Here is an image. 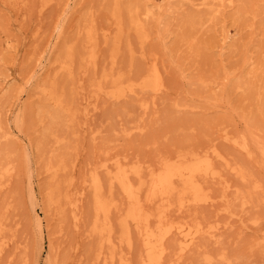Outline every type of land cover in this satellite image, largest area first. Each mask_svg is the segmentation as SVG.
I'll list each match as a JSON object with an SVG mask.
<instances>
[{"label": "rangeland", "instance_id": "obj_1", "mask_svg": "<svg viewBox=\"0 0 264 264\" xmlns=\"http://www.w3.org/2000/svg\"><path fill=\"white\" fill-rule=\"evenodd\" d=\"M116 4L117 0H0V165L12 168L4 176L0 172V264H34V210L52 233L54 264H111L112 251L116 263L123 257L137 264L142 253L137 235L133 233L136 241L129 247L120 243L117 230L128 201L102 165L107 163L111 172L117 160L141 166V179L134 177V182L144 181L146 200L150 174L165 160L213 150L224 160H215L222 177L201 181L211 202L178 211L176 195L169 203L146 206L153 213L163 211L170 221L201 224L205 230L217 227L220 242L205 237L200 248L178 261L171 238L166 261L264 264V247L258 246L264 243V158L254 148L257 143L250 142L253 154L248 156L233 142L252 129L253 137L264 144V0H235L232 7L217 3L213 21L195 28L188 20L210 11L193 7L191 0H120L125 28L118 52ZM135 5L148 6L153 13L149 19L142 17L149 35L143 45L127 21L126 8ZM88 29L95 31L91 45ZM188 36L196 50H190ZM92 50L97 52L95 65L89 63ZM68 63L72 76L63 70ZM154 65L165 83L157 97L138 92L120 101L109 98L112 79L104 82V73L137 82ZM200 78L206 79L205 87L197 83ZM231 79H241L249 91L237 90ZM43 90L64 97L60 114L55 115ZM95 174L103 182V197L113 202L115 245L104 241L101 249V239L91 232ZM31 184L37 188L35 200ZM255 184L260 188L252 193ZM249 192L255 202L243 206ZM50 193L56 202L48 206ZM48 244L47 240L42 264ZM99 249L102 255L96 260Z\"/></svg>", "mask_w": 264, "mask_h": 264}, {"label": "bare ground", "instance_id": "obj_2", "mask_svg": "<svg viewBox=\"0 0 264 264\" xmlns=\"http://www.w3.org/2000/svg\"><path fill=\"white\" fill-rule=\"evenodd\" d=\"M14 1L16 2L18 0H14ZM119 1L120 0H117V4L115 6V10L113 13V17L116 19V24L118 26V35L115 40V45H116L115 48L117 52L119 50L120 42L123 37L124 28H125V22H123V9L121 8L122 6L120 7V5H118ZM140 1L144 3L150 2V0H140ZM196 1L197 0H191L193 7H197V8L203 7V8L208 9V12L210 11L211 13L209 12V14H207L205 17L204 16L203 17L193 16L192 18H190V20H188V24L189 26H192L194 28L198 25L203 24L204 22L208 20H212L211 14L212 13L215 14L216 12H219V10L214 9L217 3H219L218 7H221L224 5L227 6V4H225L226 2H228L231 5V7L234 6L235 4V0H198L199 3H195ZM45 2L47 3L48 1H45ZM126 13L128 15L127 21L129 23L128 24L129 27L136 31V34H137V37L140 43L142 45L145 44L147 40L149 39V35L147 33L148 28L143 23L142 17L149 19L153 15L152 11L150 10L148 6H145L143 8L141 7V5H135V6L127 7ZM63 32H64V28H61V34ZM95 41L96 39H95L94 29H88L87 44L91 45ZM185 41L190 43L191 51L196 50L197 48L195 46L196 43L193 41L189 42L190 41L189 36L185 38ZM71 56H72V52H68V58L70 60L72 59ZM89 59H90L89 63L93 65L96 64V60H97L96 50H92L90 52ZM247 63H248V58L245 59V64ZM68 64H65L63 66V70L66 71V73H68L69 76H72L73 74L72 64H69V65ZM250 74L251 73H248V75ZM109 79H112V87H111V90L107 93V95L109 96V98L113 99L114 101L123 100L125 98H128L129 96L137 94L138 92H151L154 94L155 97H157L159 93L163 92L165 88L164 77L160 69L157 67V65H154L150 70H148L144 75H142L139 81L137 82L136 81H129V82L126 81L125 82V79L122 75L114 77L112 74L104 73L102 80L104 82H107ZM232 81L235 82L237 90L249 89L248 88L249 86H245V83H243L241 79L240 80L231 79V82ZM206 82H207L206 79L204 80L203 78H200L197 80V83L200 84V86H204V87L207 85ZM98 91L100 92L103 91L102 85L98 87ZM42 94H44L46 101L49 102L52 105V107L55 109V115L60 114V111L63 109L64 103H65L64 97L58 94L55 90H51V91L43 90ZM89 106H90L89 104L86 105L85 110L87 111V113L91 112V110L89 109ZM142 108L147 110L149 106L147 103H144L142 104ZM46 112L50 113V111H46ZM51 115L54 116V113L53 114L51 113ZM21 117L19 116L17 124L22 123ZM250 128H251V125H250ZM253 135H254V132L251 129V132H248L242 135V137H239L233 140V142L236 146L240 147L242 151L248 154V156L253 154L252 153L253 149H252L250 142L257 143V146H254V148L257 147L261 151L262 156L264 158V144L258 143V141L255 139V137H253ZM226 139L229 140L228 137ZM118 152L119 151H117V153ZM217 159L224 160L222 156L220 155V153L217 152V150H213L212 152L207 151L204 153L195 152L191 154H181V155H178L176 158L165 160L162 163L159 170L157 171L152 170L150 174V182L147 186L146 200H143V192L145 191L144 187L146 186L144 181L140 180L137 184L134 182V177L141 179V174H142L141 166L140 167L137 165L129 166L127 163H122L121 161L117 160L115 162V168H116L115 172H111L112 171L111 169L113 168H110V166L107 163H104L102 165V167L110 175L111 184L113 185L116 184L121 190L124 197L128 201L127 209L125 213L123 214V216L118 221V226H117L118 229L117 228L116 229L119 232V235H120L119 241L121 244H126L129 247H132L133 242L136 241V238H138V241H140L139 243H141L142 245V253H141L140 259L137 264H179V262L175 263V262L166 261L167 254H169L168 253L169 248L167 246V242L171 238H175V241H176L175 247H177V250L173 249L170 246L169 247L170 249H173L178 252L176 256L178 258V261H180L183 257H185V254L187 255L190 252L192 253V251H194L195 249L200 248V245H199L200 241L201 239L205 237L207 238L209 237L208 239L215 240L216 243L220 242L219 235L217 232L218 230L217 227H210L209 229L205 230V228L201 224H191L188 221H178V222L170 221L168 219L169 217H167V215L163 211L153 213L149 211L146 206V203H155L156 201H160L162 203H169L172 197L174 198V196L176 195L179 197L178 207L179 209H181L178 211H182L187 206L188 207L198 206L202 203L211 202V198L204 194V189H203V185L201 181L205 178L216 179V178L222 177L219 174V171L216 169L215 160ZM11 170L12 168L10 164L0 165V172L2 176L11 172ZM50 170H52L51 167H49V171ZM236 172L239 178L245 179V174L243 171L237 170ZM1 188L2 186L0 184V190ZM91 188L93 191V205H94V211H95V218L92 223L91 232L95 236L99 237V239H101L100 240L101 245L99 244L100 245L99 248L101 249L104 241L112 245L114 244L113 242L114 226H113L112 221L110 220V214H111L113 202L106 201L105 198L103 197V192H104L103 182L101 178L99 177V175L95 174L92 177ZM259 188L260 186L258 184L253 185V189L251 188L252 193L259 190ZM36 189L37 188L33 187L32 184L30 185V194L33 200H35L37 197ZM252 193L249 192L248 196L243 198L245 200L243 203V206H246L249 203L251 204V201L254 195ZM55 202L56 201H55L54 194L50 193L48 196V200H47L48 206H51ZM253 202H255L254 199H253ZM168 207H171V204H169ZM33 214H34V218L37 223V226H38V235L36 237V243H35V247H34V251L32 255L33 257L32 260L34 264H42V256H43V253L45 252L46 243L48 240L49 250H48L47 258L44 264H54L55 263L54 262L55 252H54V248L52 247V243H51L52 233L50 235V232L46 229L44 225L43 217H41V213H39L37 210H34ZM102 216L105 217V221H101ZM256 222L257 221H254V223ZM133 233L137 235V237L135 235L136 238H133L134 237ZM262 240L264 241V238H262ZM259 245L264 247V243H258V246ZM100 249L97 254L96 260H99L102 255V252L100 251ZM0 253H1V250H0ZM115 257H116V252L112 251L111 256H110L111 264H131L129 261H127L123 257H120L119 262L116 263ZM207 261L208 260H206V262Z\"/></svg>", "mask_w": 264, "mask_h": 264}]
</instances>
